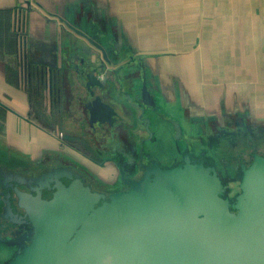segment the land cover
<instances>
[{
  "label": "crops",
  "instance_id": "obj_1",
  "mask_svg": "<svg viewBox=\"0 0 264 264\" xmlns=\"http://www.w3.org/2000/svg\"><path fill=\"white\" fill-rule=\"evenodd\" d=\"M255 153L264 0H0V264L33 229L13 184L60 169L114 189L191 157L236 191Z\"/></svg>",
  "mask_w": 264,
  "mask_h": 264
},
{
  "label": "water",
  "instance_id": "obj_2",
  "mask_svg": "<svg viewBox=\"0 0 264 264\" xmlns=\"http://www.w3.org/2000/svg\"><path fill=\"white\" fill-rule=\"evenodd\" d=\"M66 172L13 184L22 214L5 194L11 220L33 228L6 264H264L263 154L242 164L234 199L214 164L191 157L148 169L109 200Z\"/></svg>",
  "mask_w": 264,
  "mask_h": 264
},
{
  "label": "flooded vegetation",
  "instance_id": "obj_3",
  "mask_svg": "<svg viewBox=\"0 0 264 264\" xmlns=\"http://www.w3.org/2000/svg\"><path fill=\"white\" fill-rule=\"evenodd\" d=\"M219 174V173H218ZM220 175V174H219ZM83 177V176H82ZM142 178V177H141ZM140 178V179H141ZM222 178V177H221ZM83 179H85V184L86 185H90L91 187H93V190H99L100 192H105V193H107V196H106V199L107 200H109V196L110 195H112V194H115V193H119V192H122V191H126V190H129L130 189V182H132V181H134V178L133 179H128L127 180V184L126 185H124L123 187H118V188H114V189H103V188H100V187H98V186H96L94 183H92L91 181H89L88 179H86L85 177H83ZM140 179H138V180H140ZM223 179V178H222ZM132 180V181H131ZM136 180V179H135ZM67 183H69L71 180L70 179H66L65 180ZM224 181V180H223ZM224 183L226 184V182L224 181ZM226 186H228L227 184H226ZM237 194V191H231L230 193H229V196L231 197V198H235V195ZM44 195H45V197H48V198H50L51 197V192L49 191V192H47V193H45L44 192ZM28 223V222H27ZM31 233H32V231L30 232V233H28V234H30L29 236H31ZM27 245V244H26ZM26 245H23V247L22 248H24Z\"/></svg>",
  "mask_w": 264,
  "mask_h": 264
},
{
  "label": "rangeland",
  "instance_id": "obj_4",
  "mask_svg": "<svg viewBox=\"0 0 264 264\" xmlns=\"http://www.w3.org/2000/svg\"><path fill=\"white\" fill-rule=\"evenodd\" d=\"M238 182H239V179H238ZM236 187H237V185H236ZM239 188V187H238ZM238 188H236V191H239V190H237ZM235 191V190H234Z\"/></svg>",
  "mask_w": 264,
  "mask_h": 264
}]
</instances>
